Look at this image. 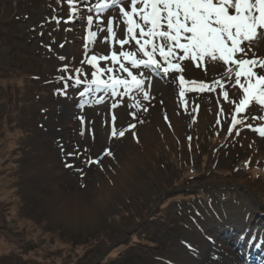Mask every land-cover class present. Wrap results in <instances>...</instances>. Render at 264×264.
Wrapping results in <instances>:
<instances>
[{
  "label": "rangeland",
  "instance_id": "374dc122",
  "mask_svg": "<svg viewBox=\"0 0 264 264\" xmlns=\"http://www.w3.org/2000/svg\"><path fill=\"white\" fill-rule=\"evenodd\" d=\"M95 3L77 0L78 14L66 23L67 0H0V264H243L250 245L264 250V177L240 163L264 167V138L245 125L228 132L234 105L223 101L219 89L186 92L182 100L173 74L133 70L151 77L145 82L150 101L141 99L139 109L131 97L97 103L78 95L84 85L69 81L65 89L64 65L73 74L83 67L91 79L92 69L82 60L120 51L106 31L112 18L116 38H124L119 6L99 14V31L97 14L87 11ZM129 4L124 0L126 9ZM87 15L94 17L92 26ZM89 30L98 34L85 49ZM125 50L138 51L134 41ZM247 58H264V36ZM181 63L186 79L211 84L220 78L226 89L234 83L222 63ZM230 98L238 97L230 91ZM249 115L262 116L264 108L253 102L241 114ZM131 123L137 125L135 138L127 131ZM246 123L264 126L259 119ZM113 125L126 135L113 137ZM95 159L100 163H91ZM192 161L198 171L191 175ZM102 185L95 223L53 218L49 205H66L72 196L90 213L91 195ZM201 189H209L202 197L213 198L212 211L194 221L185 208ZM161 212L184 228L173 231L151 221Z\"/></svg>",
  "mask_w": 264,
  "mask_h": 264
},
{
  "label": "snow or ice",
  "instance_id": "6c2138e0",
  "mask_svg": "<svg viewBox=\"0 0 264 264\" xmlns=\"http://www.w3.org/2000/svg\"><path fill=\"white\" fill-rule=\"evenodd\" d=\"M82 2L87 5V0ZM67 3L71 6V15L65 22H74L78 14L77 0H67ZM113 6H119L125 35L123 39L116 38L112 18L107 19L106 31L108 37L120 46V51L113 50L110 55L93 54L82 60L81 65L87 64L92 69L91 79H88V73L83 67H76L73 74L69 73V66L64 65L62 71L68 73L61 76L65 89L70 86L69 81L75 87L84 85L78 95L82 98L91 95L97 103H102L108 96L120 97L121 100L126 96L131 97L134 101L132 107L139 109L141 99L150 101V92L146 90L145 82H150L151 77L143 71L133 70L146 69L155 74L162 73L165 77L173 74V79L179 82V96L182 100L186 92H216L219 89L223 101L234 105L228 132L232 133L238 125H245L264 138V126L254 127L252 123H246L257 119L264 121V115L241 116L253 102L264 108V74L254 71L255 68L264 69V58H247L259 37L264 36V31L258 32V29H264V0H130L127 9L124 0H96L95 4L87 7V11L97 14L99 31H104L100 27L103 20L99 14ZM86 21L88 26H92L93 15H87ZM97 34V31H88L85 49L95 41ZM133 41L138 51L125 50V46ZM60 59L64 60L65 57L61 56ZM181 61L197 62V67L222 63L228 66V79L234 80V83L231 89H226L220 78H214L211 84L203 80L186 79L184 73L187 65ZM101 62L110 63L101 67ZM223 75L220 74L221 77ZM230 91L232 97L238 98H230ZM143 110L147 112L148 107H143ZM220 111L223 113L225 109L222 107ZM129 115L137 119L136 112H130ZM116 119L113 115L112 120ZM165 120H168L166 115ZM136 126V123L127 126V131H131L134 138ZM113 129V137L123 138L126 135L123 129L117 131L114 125ZM106 154L111 155L110 150H106ZM91 163L99 164L100 160L95 159Z\"/></svg>",
  "mask_w": 264,
  "mask_h": 264
},
{
  "label": "bare ground",
  "instance_id": "6f19581e",
  "mask_svg": "<svg viewBox=\"0 0 264 264\" xmlns=\"http://www.w3.org/2000/svg\"><path fill=\"white\" fill-rule=\"evenodd\" d=\"M105 187V185H102L99 188V192L95 191L94 193H92L90 203H93L92 205L94 208L90 213H87V211L85 210L86 207L83 205V200H77L74 196H72V198H69L67 200L68 203L66 205L61 202H55L49 205L51 206L53 218L55 220H62L69 225L77 226H86L95 223L98 217L97 215L102 208L100 207L102 206V204H100L102 199H100L99 194ZM95 204H97V206ZM227 253H229V250L227 251Z\"/></svg>",
  "mask_w": 264,
  "mask_h": 264
},
{
  "label": "trees",
  "instance_id": "16d2710c",
  "mask_svg": "<svg viewBox=\"0 0 264 264\" xmlns=\"http://www.w3.org/2000/svg\"><path fill=\"white\" fill-rule=\"evenodd\" d=\"M195 171H198V169L195 167V165H191L190 167V172L191 175L195 174ZM210 174L209 170H205L204 174L205 176L207 174ZM189 178H193L192 176H190ZM209 189L205 190V189H201V190H197L190 198L188 201V206L187 208H185L186 213L188 214L189 219H192L194 221H196L199 217V215L202 214V216L204 217H208L210 210L212 211V201L213 198H211L210 196H206V197H202L204 195V193L208 194ZM159 214V213H157ZM151 221H155V222H162V224H164L165 226L167 225H171V228L173 231H177L179 230V228H184V226L180 223V222H169L163 212L160 213L159 217H152Z\"/></svg>",
  "mask_w": 264,
  "mask_h": 264
}]
</instances>
